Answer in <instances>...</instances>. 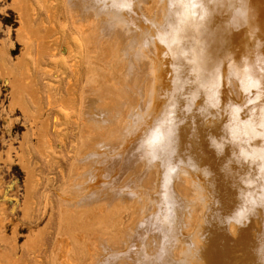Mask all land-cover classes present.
Instances as JSON below:
<instances>
[{
    "label": "bare ground",
    "instance_id": "bare-ground-1",
    "mask_svg": "<svg viewBox=\"0 0 264 264\" xmlns=\"http://www.w3.org/2000/svg\"><path fill=\"white\" fill-rule=\"evenodd\" d=\"M65 3L100 72L50 263L264 264V0Z\"/></svg>",
    "mask_w": 264,
    "mask_h": 264
},
{
    "label": "rangeland",
    "instance_id": "rangeland-1",
    "mask_svg": "<svg viewBox=\"0 0 264 264\" xmlns=\"http://www.w3.org/2000/svg\"><path fill=\"white\" fill-rule=\"evenodd\" d=\"M85 53L65 0H0V264L53 262L83 87L100 72Z\"/></svg>",
    "mask_w": 264,
    "mask_h": 264
}]
</instances>
